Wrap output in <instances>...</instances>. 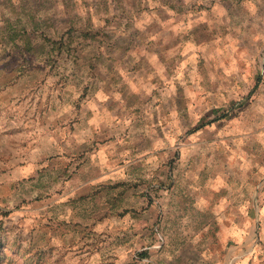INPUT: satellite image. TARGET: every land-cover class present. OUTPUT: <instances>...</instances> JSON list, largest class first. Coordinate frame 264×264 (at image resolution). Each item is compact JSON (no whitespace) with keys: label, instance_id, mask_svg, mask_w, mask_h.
<instances>
[{"label":"rangeland","instance_id":"1","mask_svg":"<svg viewBox=\"0 0 264 264\" xmlns=\"http://www.w3.org/2000/svg\"><path fill=\"white\" fill-rule=\"evenodd\" d=\"M105 83L90 188L50 142ZM0 264H264V0H0Z\"/></svg>","mask_w":264,"mask_h":264},{"label":"crops","instance_id":"2","mask_svg":"<svg viewBox=\"0 0 264 264\" xmlns=\"http://www.w3.org/2000/svg\"><path fill=\"white\" fill-rule=\"evenodd\" d=\"M133 94L135 92L132 93L106 83L101 84L95 86L91 95L83 101L79 112L72 113L70 108H67L62 113L61 120L64 124L76 116L73 128L65 125L59 133L58 141H51L50 144L59 145L58 148L61 151L59 160L69 161L68 165L60 167V170L65 171L66 167L70 166L69 168L73 169L75 175H80V180H82L80 186L93 188L96 187V182L102 184L103 187L107 185L108 174L114 172V153L111 143L114 136V125L111 123L113 114L110 110L114 106L119 109L131 108L136 103V96ZM156 162L157 159L152 158L148 163L155 168ZM83 174L95 175V178L93 176L82 178Z\"/></svg>","mask_w":264,"mask_h":264}]
</instances>
